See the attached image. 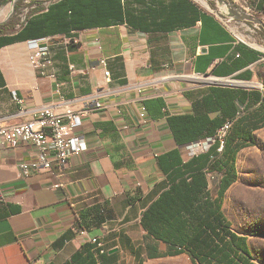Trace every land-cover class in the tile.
<instances>
[{
    "label": "crops",
    "instance_id": "crops-1",
    "mask_svg": "<svg viewBox=\"0 0 264 264\" xmlns=\"http://www.w3.org/2000/svg\"><path fill=\"white\" fill-rule=\"evenodd\" d=\"M15 1L0 0V24ZM252 4L264 12V0ZM35 40L50 50L45 73L32 63ZM239 89L264 96V52L237 45L231 28L195 0H47L18 30L0 33V122L32 120L42 107L61 113L97 90L106 104L75 128L87 149L66 167L25 175L19 163L36 148L0 144V264H66L77 252L89 264L99 246L83 230L103 239L105 260L96 264H123L124 253L134 264L162 258L144 249L168 245L148 237L143 213L186 170V145L213 133L215 126L199 128L203 120L221 124V102L264 115L260 100L247 109L238 102ZM204 171L210 191L209 176L220 183L223 173ZM96 207L111 214L99 227Z\"/></svg>",
    "mask_w": 264,
    "mask_h": 264
},
{
    "label": "trees",
    "instance_id": "trees-1",
    "mask_svg": "<svg viewBox=\"0 0 264 264\" xmlns=\"http://www.w3.org/2000/svg\"><path fill=\"white\" fill-rule=\"evenodd\" d=\"M4 32L6 30L0 29V33ZM237 98L240 104L245 105V109L253 106L258 100L260 105L264 106V96L260 91L239 89ZM221 106L224 115L221 124L218 125L216 119L205 118L199 128L208 129L215 126L213 133L207 138L215 137L226 120H234L222 151L218 150L220 142L216 140L207 151L200 152L201 154L198 153L185 162L186 170L175 172L170 177L169 188L143 213L141 222L148 237L156 243L162 241L168 245L165 252H160L158 249L153 251L152 244L146 242L144 249L149 258L187 253L194 264H256L247 237L231 229V223L223 213L222 207L227 190L237 179V154L241 149L253 144V132L264 126V115L260 111L241 115L236 102L227 107L221 102ZM255 118H260L261 122H255ZM173 120L170 119L171 122ZM201 160V164L193 166ZM209 166L223 173L216 198L211 196L204 171V168ZM90 214L93 215L92 224L96 227L111 218V214L102 207H96ZM78 225L81 229H89L91 223L80 221ZM92 248V244L85 243L82 252L87 251L90 255ZM100 248L96 250L97 258L91 259L89 264L104 262L105 251ZM80 254L81 252L74 254L72 261L66 264H83V261L79 260Z\"/></svg>",
    "mask_w": 264,
    "mask_h": 264
},
{
    "label": "built area",
    "instance_id": "built-area-1",
    "mask_svg": "<svg viewBox=\"0 0 264 264\" xmlns=\"http://www.w3.org/2000/svg\"><path fill=\"white\" fill-rule=\"evenodd\" d=\"M218 1L222 3L221 13L227 15V18L223 20L217 13H213L229 27L230 25L228 23H234L235 27L249 29L246 21L257 19L251 14L256 8L248 4L252 0H234L240 6L235 3H230L227 0ZM230 28L234 32V28ZM234 34L237 45L244 44L258 49L243 38L237 36L235 32ZM33 44H35L37 50L32 56V63L40 67L42 73H45V69L52 61L49 47L47 44H40L37 40ZM101 62L105 64V60ZM105 75L109 78L110 72L105 70ZM104 94V91L97 90L83 97L79 106L68 107L61 113L54 111L50 107H42L37 109L36 115L32 120L10 123L0 122V144L5 147L33 145L36 148L34 158L23 160L19 163L20 171L25 175L44 169L51 170L54 166L66 167L70 164L72 158L87 149L84 137L78 134L75 128L82 124L84 118L92 112L103 109L106 106L102 100ZM15 96L16 100H19L16 93ZM229 131L230 119L226 120L218 129L215 137L195 141L186 145V148L190 151V156L207 151L216 140L220 142L219 150L222 151ZM198 146L201 147V150L195 149ZM82 233L87 236L90 242L98 244L99 247L103 246L101 236H88L84 230Z\"/></svg>",
    "mask_w": 264,
    "mask_h": 264
},
{
    "label": "rangeland",
    "instance_id": "rangeland-1",
    "mask_svg": "<svg viewBox=\"0 0 264 264\" xmlns=\"http://www.w3.org/2000/svg\"><path fill=\"white\" fill-rule=\"evenodd\" d=\"M45 1L47 0H16L14 3L6 4V9L11 10L10 20L7 24H0V29L18 30L33 11L43 8ZM195 1L217 13L223 20L227 18V15L221 13L220 1ZM227 1L235 3L234 0ZM34 4L37 6L33 7ZM235 4L240 6L238 2ZM248 4L253 5L252 2ZM251 14L258 20H247L249 29L235 27L234 23L228 24L234 28L237 36L264 52V12L253 10ZM219 82L227 83L226 80ZM195 149L201 150V147ZM185 150L187 155H190L186 147ZM237 170V179L226 192L222 210L231 223V229L247 237L253 261L256 264H264V128L256 132L255 143L239 152ZM209 177L210 191L215 197L219 183L215 177L211 175ZM123 264H134L127 253H124ZM145 264H194V262L187 253H182L152 259Z\"/></svg>",
    "mask_w": 264,
    "mask_h": 264
},
{
    "label": "bare ground",
    "instance_id": "bare-ground-1",
    "mask_svg": "<svg viewBox=\"0 0 264 264\" xmlns=\"http://www.w3.org/2000/svg\"><path fill=\"white\" fill-rule=\"evenodd\" d=\"M233 124H234V120H230V129L232 128Z\"/></svg>",
    "mask_w": 264,
    "mask_h": 264
},
{
    "label": "water",
    "instance_id": "water-1",
    "mask_svg": "<svg viewBox=\"0 0 264 264\" xmlns=\"http://www.w3.org/2000/svg\"><path fill=\"white\" fill-rule=\"evenodd\" d=\"M239 109H241L240 107H239ZM117 249H113V250H111V252H114V251H116Z\"/></svg>",
    "mask_w": 264,
    "mask_h": 264
}]
</instances>
